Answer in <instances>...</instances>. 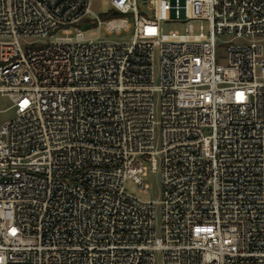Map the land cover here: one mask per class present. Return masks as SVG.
<instances>
[{"label": "built area", "instance_id": "2783aa9c", "mask_svg": "<svg viewBox=\"0 0 264 264\" xmlns=\"http://www.w3.org/2000/svg\"><path fill=\"white\" fill-rule=\"evenodd\" d=\"M92 7L0 0V264H264V0Z\"/></svg>", "mask_w": 264, "mask_h": 264}, {"label": "rangeland", "instance_id": "374dc122", "mask_svg": "<svg viewBox=\"0 0 264 264\" xmlns=\"http://www.w3.org/2000/svg\"><path fill=\"white\" fill-rule=\"evenodd\" d=\"M138 6L141 10L146 11V6L148 0H137ZM110 7V0H93L92 11L95 16L100 17L102 20L108 19L107 13ZM131 29L129 31H121L120 34L116 32L112 34H108L104 26L100 29L97 27L95 23H93V29L88 32L87 38L89 39H98L104 43L111 44H120V43H130L134 36V22L131 20ZM193 25L194 33L198 34L200 32H204L205 34L209 33V23L207 21H194L191 22ZM189 26L187 24L181 23H165L162 25L163 32L168 34L171 31H177L181 34L186 33L187 28ZM201 27L203 29H201ZM61 32L57 33V37H61ZM225 47L219 49L217 51V59L219 63H225L227 57V51H225ZM11 103L6 97L0 96V124L5 121L11 120L14 117L15 111L10 109ZM148 173L145 178H143V183L148 186L146 191H141L139 185H137L134 181L128 180L125 184L126 192L136 197L142 201H151L159 203L162 197V183H161V174L160 172H154L152 169V164L150 162L145 163ZM157 220L160 223L161 220V206L157 205Z\"/></svg>", "mask_w": 264, "mask_h": 264}, {"label": "water", "instance_id": "95a60500", "mask_svg": "<svg viewBox=\"0 0 264 264\" xmlns=\"http://www.w3.org/2000/svg\"><path fill=\"white\" fill-rule=\"evenodd\" d=\"M88 28H89V25H85V26H84V29H88Z\"/></svg>", "mask_w": 264, "mask_h": 264}]
</instances>
